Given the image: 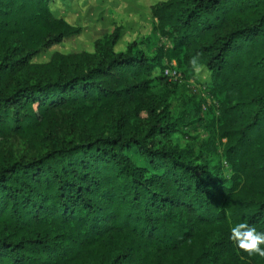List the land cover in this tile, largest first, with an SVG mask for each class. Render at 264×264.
<instances>
[{"label": "trees", "instance_id": "16d2710c", "mask_svg": "<svg viewBox=\"0 0 264 264\" xmlns=\"http://www.w3.org/2000/svg\"><path fill=\"white\" fill-rule=\"evenodd\" d=\"M151 11L170 45L116 50L115 27L37 61L78 28L50 0H0V264H264L230 239L264 232V0ZM172 60L208 75L228 176L171 141Z\"/></svg>", "mask_w": 264, "mask_h": 264}, {"label": "rangeland", "instance_id": "374dc122", "mask_svg": "<svg viewBox=\"0 0 264 264\" xmlns=\"http://www.w3.org/2000/svg\"><path fill=\"white\" fill-rule=\"evenodd\" d=\"M157 1L50 0L53 14L64 17L78 29L65 36L60 42L41 49L35 55V59L46 61L53 51L93 52L95 40L115 27L120 31L118 42L115 45L116 50H124L127 43L136 38L147 39L148 46L145 49L149 53L156 45H170L166 37L157 39V34H155V20L151 7ZM165 66H175L181 73L180 78L170 79L178 82L177 89L171 97V111L179 121L178 129L171 135V141L193 156L194 161L207 160L211 166H216L218 171L228 176L229 163L224 161L222 144L218 138L217 125H215L218 100L209 91L206 71L198 68L195 75L184 77L175 61L167 62ZM163 69L160 72L162 75H164ZM139 109L143 113L144 107L140 106ZM103 112L104 108H96L98 116ZM118 114L117 110L112 113L113 116H118ZM128 155L135 161H140L134 153L128 152Z\"/></svg>", "mask_w": 264, "mask_h": 264}, {"label": "clouds", "instance_id": "9594fccd", "mask_svg": "<svg viewBox=\"0 0 264 264\" xmlns=\"http://www.w3.org/2000/svg\"><path fill=\"white\" fill-rule=\"evenodd\" d=\"M230 239L233 240L237 247L249 255L253 253L264 257V232H258L255 227L246 223H239L231 229Z\"/></svg>", "mask_w": 264, "mask_h": 264}, {"label": "built area", "instance_id": "2783aa9c", "mask_svg": "<svg viewBox=\"0 0 264 264\" xmlns=\"http://www.w3.org/2000/svg\"><path fill=\"white\" fill-rule=\"evenodd\" d=\"M163 70L164 75H166L169 79H178L181 76L179 69L175 66H165Z\"/></svg>", "mask_w": 264, "mask_h": 264}]
</instances>
